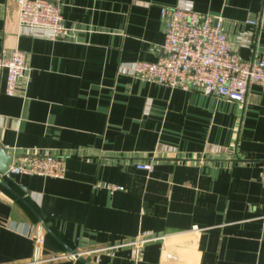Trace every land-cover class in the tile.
I'll return each mask as SVG.
<instances>
[{
	"label": "crops",
	"instance_id": "0c3cea01",
	"mask_svg": "<svg viewBox=\"0 0 264 264\" xmlns=\"http://www.w3.org/2000/svg\"><path fill=\"white\" fill-rule=\"evenodd\" d=\"M53 1L67 36L0 0V52L31 68L14 95L0 75V149L65 162L3 176L0 264H264V87L236 101L134 73L163 54L162 6L220 17L234 52L264 58V0Z\"/></svg>",
	"mask_w": 264,
	"mask_h": 264
},
{
	"label": "built area",
	"instance_id": "2783aa9c",
	"mask_svg": "<svg viewBox=\"0 0 264 264\" xmlns=\"http://www.w3.org/2000/svg\"><path fill=\"white\" fill-rule=\"evenodd\" d=\"M16 4L20 25L49 29L52 37L69 34L58 2L16 0ZM161 12L166 23L163 54L154 61L136 60V76L236 101L246 99L252 84L264 87V58L244 60L234 52L220 17L179 6H162ZM246 21L251 25L257 23L256 19ZM5 70L6 92L14 95L21 80L31 72L26 52L18 47L0 52V75ZM137 166L151 172L155 164L146 160ZM8 173L62 177L65 162L63 157L50 152L34 154L28 161L11 163ZM262 179L264 183V176ZM110 187L124 188L118 184Z\"/></svg>",
	"mask_w": 264,
	"mask_h": 264
},
{
	"label": "water",
	"instance_id": "95a60500",
	"mask_svg": "<svg viewBox=\"0 0 264 264\" xmlns=\"http://www.w3.org/2000/svg\"><path fill=\"white\" fill-rule=\"evenodd\" d=\"M14 160V156L7 154L6 150L4 148L0 149V183L5 184V181L3 179V176H7L10 177V174L8 173V168L11 165V163H13ZM8 186V185H7ZM9 187V186H8ZM17 194V193H16ZM18 197L25 202L29 208L33 211V213L37 216V218L39 219V221L41 222V225L43 228H45L48 232H50L53 236H55L56 238H58L59 240H61L52 230L51 228L47 225V223L45 222V220L39 215V213L37 212V210L27 201L25 200L23 197H21L19 194H17ZM67 251L69 254H74L75 256H77L78 258H82L79 254V252H77L76 250H74L73 248H71L70 246L66 245Z\"/></svg>",
	"mask_w": 264,
	"mask_h": 264
}]
</instances>
